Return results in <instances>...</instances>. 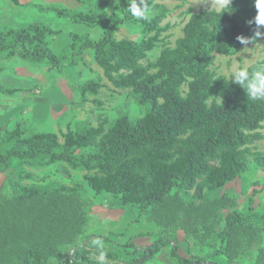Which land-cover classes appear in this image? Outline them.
<instances>
[{"label": "trees", "instance_id": "trees-1", "mask_svg": "<svg viewBox=\"0 0 264 264\" xmlns=\"http://www.w3.org/2000/svg\"><path fill=\"white\" fill-rule=\"evenodd\" d=\"M164 1L147 0L151 12H156L148 20L126 14L127 0L109 1L120 14L118 19L104 11L46 7L45 10L73 24L102 29L96 41L86 35L70 34L69 45L58 55L50 49L48 38L59 32L40 23L0 31V57L46 63L51 69L60 70L66 63L73 67L87 50H92L93 61L104 78L117 89L130 90L137 103L146 108L143 116L134 120L126 113L116 116L107 128L105 120L96 127L67 128L61 139L55 133L27 135L23 127L16 125L0 134V174L10 168L12 161L38 167L64 163L73 170L88 173L83 180L94 196L110 195L112 204L143 212L162 205L173 191L202 202L250 170H264V154L243 149L252 138L258 137L256 131L264 122V101H251L242 88L229 81L230 77L214 78L210 71L214 54H237L242 46L237 37H253L258 30L254 23L257 11L254 0H231L230 5L219 11L205 9L192 14L174 46L162 48L155 60L141 65L140 61L161 43V34L168 30L167 25L160 26L169 11ZM120 25L137 26L141 36L135 40L115 39L112 32ZM183 86H186L184 94ZM101 88L94 80L80 84L77 87L80 103H85L88 95H98ZM0 92L12 94L15 90L0 85ZM91 146H95L92 153L78 154ZM246 154L251 156V161ZM31 178L26 172L19 174L20 181L14 184L9 205L37 202L50 191L73 195L78 189L55 182L46 186L22 183ZM258 192L255 190L252 196ZM251 218L252 214L228 212L225 227L218 235L220 244H227L228 231ZM56 223L60 224V219ZM36 224L39 222L34 217L27 224L26 233L35 231ZM32 235L27 234L28 238ZM169 245L168 240L157 238L142 247L102 246L105 261L93 259L90 251L81 247L58 264H120L122 259L126 264H144ZM126 247L133 251H125ZM170 253L177 264H210L198 257L180 256L176 245L171 246ZM10 254L9 250L3 251V262L9 261ZM18 262L42 264L38 246H26Z\"/></svg>", "mask_w": 264, "mask_h": 264}, {"label": "rangeland", "instance_id": "rangeland-1", "mask_svg": "<svg viewBox=\"0 0 264 264\" xmlns=\"http://www.w3.org/2000/svg\"><path fill=\"white\" fill-rule=\"evenodd\" d=\"M17 1L15 4L11 0H0V31L23 29L35 22L40 23L59 32L48 38L50 49L57 55L69 45L70 34L86 35L96 41L101 37L102 29L73 24L67 18L45 10L46 7L54 5L82 12L104 11L107 16L120 18L110 0ZM163 3L169 11L160 26L167 25L168 30L161 34V43L140 61L141 65L155 60L162 48L173 47L192 14L205 9L219 11L228 4V0H166ZM154 14L156 12H151V16ZM258 30L264 32V26ZM112 35L117 40H135L141 36L139 28L132 25H120ZM245 47L242 45L233 56L214 54L210 67L213 77L227 79L241 65L249 67L264 60V36L257 39L255 45L250 43L248 48ZM92 53V50L86 51L75 66L70 67L66 63L60 70L51 69L46 63L0 57V85L3 89L15 90L12 94L0 92V134L19 125L27 135L55 133L61 139L67 128L96 127L101 120L107 122V128L122 113L132 120L143 116L146 108L137 103L130 90L117 89L104 78L102 70L93 61ZM88 80L98 81L102 88L98 95H88L86 102L81 104L77 87ZM181 92H186V86L181 88ZM256 132L258 137L252 138L243 149L264 154V122ZM94 150L95 146H91L78 154L87 155ZM246 158L251 161L249 154ZM22 172L32 175L30 180L22 181L27 185L46 186L55 182L78 189L73 195L50 191L37 202L11 206L8 200ZM86 174V171L73 170L64 163L48 167L20 165L18 161L10 163V168L0 174V264H19L18 256L29 244L38 246L42 264H58L65 262L77 248L84 247L93 259L105 261L100 250L102 246L118 249L117 246L134 244L142 247L157 238L168 240L171 245L144 264H177L170 253L174 245L180 256L198 257L210 264H264V170H250L202 202L173 191L162 205L143 212L112 204L110 195L94 196L84 183ZM255 190L260 192L252 196ZM231 210L244 216L252 214V218L228 231L227 244L223 246L218 235L225 227V216ZM40 216L44 219L40 220ZM34 217L39 225L36 224L35 231L26 233L27 224ZM58 219L60 224H54ZM27 234L41 238L33 235L28 238ZM18 237H21L20 241ZM14 239L17 240L13 242ZM4 250L11 252L9 261L3 262ZM124 250L131 252L133 248ZM120 264H126L125 259Z\"/></svg>", "mask_w": 264, "mask_h": 264}, {"label": "clouds", "instance_id": "clouds-1", "mask_svg": "<svg viewBox=\"0 0 264 264\" xmlns=\"http://www.w3.org/2000/svg\"><path fill=\"white\" fill-rule=\"evenodd\" d=\"M231 0H228L230 5ZM128 6L125 13L131 15L137 20H148L151 16V8L147 0H127ZM254 7L257 10L254 17V23L257 29L264 26V0H254ZM251 23V22H250ZM264 36V32L257 30L253 37L238 36L240 44L248 48V44L257 43V39ZM229 81L242 88L247 96L253 102L264 101V60L257 61L251 68L241 65L232 72Z\"/></svg>", "mask_w": 264, "mask_h": 264}, {"label": "crops", "instance_id": "crops-1", "mask_svg": "<svg viewBox=\"0 0 264 264\" xmlns=\"http://www.w3.org/2000/svg\"><path fill=\"white\" fill-rule=\"evenodd\" d=\"M88 51V50H87Z\"/></svg>", "mask_w": 264, "mask_h": 264}]
</instances>
